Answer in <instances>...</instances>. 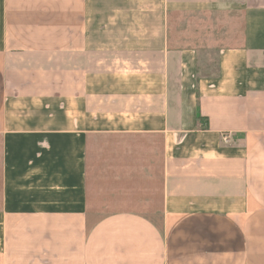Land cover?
<instances>
[{
  "label": "crops",
  "instance_id": "1",
  "mask_svg": "<svg viewBox=\"0 0 264 264\" xmlns=\"http://www.w3.org/2000/svg\"><path fill=\"white\" fill-rule=\"evenodd\" d=\"M0 264H264V0H0Z\"/></svg>",
  "mask_w": 264,
  "mask_h": 264
},
{
  "label": "rangeland",
  "instance_id": "2",
  "mask_svg": "<svg viewBox=\"0 0 264 264\" xmlns=\"http://www.w3.org/2000/svg\"><path fill=\"white\" fill-rule=\"evenodd\" d=\"M202 55L205 56L206 54H202ZM212 57L214 58L215 55H213ZM209 62H211V61L209 60ZM206 63H208V61H206ZM215 64H217V59L212 60L211 65L208 67V69L202 68L201 71L204 72V71L210 70L211 72H214L216 69V68H214V66H216Z\"/></svg>",
  "mask_w": 264,
  "mask_h": 264
}]
</instances>
